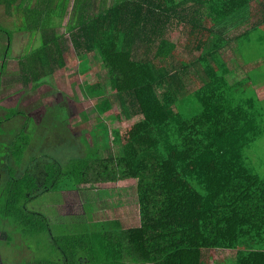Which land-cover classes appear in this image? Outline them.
<instances>
[{
	"label": "trees",
	"instance_id": "trees-1",
	"mask_svg": "<svg viewBox=\"0 0 264 264\" xmlns=\"http://www.w3.org/2000/svg\"><path fill=\"white\" fill-rule=\"evenodd\" d=\"M83 1L69 37H44L19 61L21 76L39 87L66 66L69 40L77 73L97 75L81 85L94 98L92 111L124 121L111 132L119 150L73 158L66 177L50 185L54 166L44 165L41 185L31 168L8 167L0 181V239L23 264H211L212 249L234 254L215 264H264L263 156L253 150L264 137V70L236 69L247 64L244 49L261 44L264 25L234 38L226 33L251 24V5L264 0H113L94 12V0ZM17 137L7 153L20 165L28 140ZM127 179L136 183L135 226L93 213L82 217L86 226H69L67 215L33 205L45 192ZM23 245L28 252L16 253Z\"/></svg>",
	"mask_w": 264,
	"mask_h": 264
},
{
	"label": "rangeland",
	"instance_id": "rangeland-1",
	"mask_svg": "<svg viewBox=\"0 0 264 264\" xmlns=\"http://www.w3.org/2000/svg\"><path fill=\"white\" fill-rule=\"evenodd\" d=\"M6 15L5 7L0 6V24L12 32L10 37L0 29V59L5 58L7 61L5 65L0 64V172L3 176L0 177V181L6 178L8 167H13L18 172L28 167L30 169L34 164L37 166L40 162L42 167L39 171L36 169L40 185L43 178H46L42 177L45 172L44 165L54 166L49 168L52 179V182L48 183L50 185L66 177V172L71 171L68 166L75 157H85L88 152L92 154L96 149L107 156L110 155L109 152L116 154L119 147L114 142L111 132L113 128L123 127L124 121L114 114L99 117L92 111L93 96L86 95L81 88V85L89 79H95L97 75L77 73V57L69 44L65 68L54 72L53 77L44 79L39 87L25 82L21 76L24 72L22 62L19 61L26 57H23L25 53L34 50L32 48H35L41 39H31L26 47L21 45L22 41L19 45L15 44L18 39V33L15 32L17 22L10 20L8 15L6 18ZM178 29L182 27L178 26L172 34L175 35ZM4 34L7 37H4ZM184 36L180 40L183 43ZM9 37L12 42L9 41ZM254 39L257 40V37ZM255 42H251V50L244 49V58L241 59L243 64L251 63L250 53L256 52L262 56L260 60L263 62L262 65L264 64V39L261 40V44ZM258 58L256 62L259 63ZM92 62L93 67L98 69L100 60L92 58ZM236 69L243 71L242 66L239 68L237 66ZM259 70L256 69L254 73L257 74ZM105 89L110 93L109 86H105ZM14 111L17 112L11 115ZM136 119L137 116L127 122ZM19 132H23L21 134L28 140V147L22 150V162L17 165L14 155L11 152L7 153V148ZM253 150L254 154L263 156V160H260V169L264 173V137L253 144ZM54 160L58 162L55 163ZM56 176V179L52 178ZM109 185L111 187L108 188L103 187L102 183L100 186L89 188H78L77 185L67 190L56 189L41 194L33 201V205L53 217L67 215L64 222L69 226L75 222L77 226L79 224L82 227L86 226V220L82 217L90 213H93L92 219L118 218L124 227L138 225L140 214L136 183L127 179L119 184ZM12 248V243H5L0 239V264H23V256H17L15 259V255L11 252ZM28 250L26 245L15 249L16 253L21 251L22 254H26ZM233 255L232 252L220 254L219 250L212 249L210 262L215 264L219 260L229 261Z\"/></svg>",
	"mask_w": 264,
	"mask_h": 264
},
{
	"label": "crops",
	"instance_id": "crops-1",
	"mask_svg": "<svg viewBox=\"0 0 264 264\" xmlns=\"http://www.w3.org/2000/svg\"><path fill=\"white\" fill-rule=\"evenodd\" d=\"M112 1L113 0H94L90 7V10L91 12H94L99 7L102 8L107 4H111ZM83 2H84L83 0H78V1L76 0H7L6 2H4V0H0V6L5 7L6 13L9 16L10 20L17 22L15 32L18 33L17 34L18 39L15 42V44L19 45L22 41L23 44L21 45L26 47L31 39H41V42L39 44H36L35 48H32L35 50L37 47L41 45L42 39L44 37H47V35L50 37L63 36L65 39H67L69 37V30H68L69 23L70 22L74 23V19H72V17H77L78 16L77 14L81 16L82 13L84 12ZM75 6L77 8H75ZM67 10L69 11L66 14ZM262 18H264V2L262 4L254 3L251 5V24L250 21L248 22L245 21V23L242 24L240 28L231 26L228 28V31H226V33L229 35V37L233 36L234 38V36L239 34L242 31V29L249 27L250 25H251V30L256 29L264 25L263 22L264 20H261ZM262 28L264 30V27ZM7 34L10 37L12 36V32L10 30H8ZM3 36L7 37V35L5 34ZM10 37H9V41L12 42V39ZM69 44L71 45L70 41L66 40L65 46L67 51L65 55H67L68 53ZM234 45L235 43L233 42L232 46L235 47ZM34 50H30L28 53L33 52ZM231 51L232 50H230L229 52L232 53ZM261 58L262 56H260L258 59L260 61L259 63H263L260 60ZM256 59L257 58H251V63L238 66V68L241 66L243 68L241 74H244V72H246L250 68H251V72H253L255 67L256 69L264 70V64L263 65L257 64L258 62H256ZM77 65H79L78 59H77ZM65 67L66 66H64L63 68ZM21 133L23 132H19L16 136L21 138L22 135ZM14 142L15 139L11 143ZM38 164L39 165L37 166L36 164H34L33 166L30 167L35 173H38V171L42 167L40 162ZM36 169H38V171H36Z\"/></svg>",
	"mask_w": 264,
	"mask_h": 264
}]
</instances>
